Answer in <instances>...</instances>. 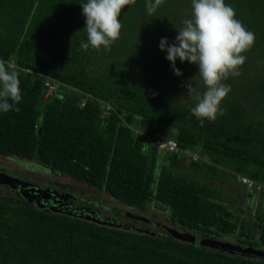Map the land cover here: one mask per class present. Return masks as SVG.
Listing matches in <instances>:
<instances>
[{"label":"trees","instance_id":"obj_1","mask_svg":"<svg viewBox=\"0 0 264 264\" xmlns=\"http://www.w3.org/2000/svg\"><path fill=\"white\" fill-rule=\"evenodd\" d=\"M83 2L0 0V60L17 70L22 97L0 112V153L33 159L127 207L160 201L178 227L218 234L238 226L243 243L264 242V188L255 191L258 218L243 214L235 222L218 184L244 174L264 185V0H225L255 43L240 75L225 81L231 86L221 104L225 115L203 126L191 113L195 101L186 87L205 90L198 66L177 59L183 73L177 76L159 49L162 37L174 43L191 18V0H165L154 15L146 0L126 6L110 51L80 47L87 40ZM46 76L55 87L43 94ZM165 138L175 147L157 151V140ZM186 153L196 155L201 176L169 168L175 154ZM130 223L1 193L0 264H264L261 255Z\"/></svg>","mask_w":264,"mask_h":264},{"label":"clouds","instance_id":"obj_2","mask_svg":"<svg viewBox=\"0 0 264 264\" xmlns=\"http://www.w3.org/2000/svg\"><path fill=\"white\" fill-rule=\"evenodd\" d=\"M135 3L136 0H85L80 3L87 36L80 47L85 51L89 48L110 51L120 39L122 10ZM164 3L165 0H146L147 14L154 15ZM177 31L175 42L169 44L167 37H162L159 49L167 53L166 59L177 76L183 75L176 66L177 59L198 66L197 75L205 90L194 93L192 83L186 84L195 101L191 113L201 126L206 120L215 122L225 115L221 104L231 91L225 81L240 75L239 69L247 59L244 53L254 46L255 34L236 18L235 9L225 0H191V18L185 19ZM19 85L17 70L0 60V112L13 110L21 101Z\"/></svg>","mask_w":264,"mask_h":264},{"label":"rangeland","instance_id":"obj_3","mask_svg":"<svg viewBox=\"0 0 264 264\" xmlns=\"http://www.w3.org/2000/svg\"><path fill=\"white\" fill-rule=\"evenodd\" d=\"M160 149L157 147V151H160ZM165 151L168 149L164 148ZM165 152H162L161 160L166 161L165 157ZM196 155H193V153L188 154L186 153L185 155H180V154H175L172 163V166L169 164V168L171 170H176V171H188L189 173H192L195 176H201V171H200V164L197 162V158L195 157ZM194 157V158H193ZM29 166L33 167L30 168L31 171H39L40 173H45L49 175L50 177H56L63 181L66 184L72 185L75 188H78L82 190L85 195H88L90 197H95L96 200H99L102 203H105L107 206H111L113 210H116L122 214H125V209L128 210H134L136 212L141 213L145 217H147V221L144 220L143 218L139 217L137 219L135 218H130L129 221H131L135 226L140 227V228H148L149 230H154L156 232H165L167 231L164 229V225H171L175 226L179 230H187L193 233V231L189 228H181L175 225L174 222H172L169 217H168V209L167 207L160 201H155V200H148L145 204V207L142 209L135 208V207H126L122 205L121 203L113 200L111 197H109L104 191H102L99 188H96L94 186L88 185L82 181L76 180L73 177L55 170L53 172L51 168L41 165L37 162H35L33 159L26 158L23 156L15 155V154H10V155H5L0 153V168L2 169L1 171L5 173H16L19 176H24L18 168L13 167V166ZM54 170V169H53ZM54 173V174H52ZM33 174V172H32ZM52 174V176H51ZM27 176V175H26ZM45 178V177H43ZM212 180H216L215 177H213ZM222 192L227 195L229 200H234L237 202V204L242 203L237 210V212H244L245 210H253V208L256 207V190L251 189V194L250 191L248 192L247 187H245L244 184L240 183L237 178L232 179L230 177H227V182H218ZM0 193L6 194V193H13L11 189H8L5 185H0ZM101 212H105L106 210L102 209L100 207ZM238 215V214H237ZM123 216V215H122ZM127 221V220H126ZM218 236H215L217 238ZM231 239L230 241H234V238H227Z\"/></svg>","mask_w":264,"mask_h":264},{"label":"flooded vegetation","instance_id":"obj_4","mask_svg":"<svg viewBox=\"0 0 264 264\" xmlns=\"http://www.w3.org/2000/svg\"><path fill=\"white\" fill-rule=\"evenodd\" d=\"M13 166V165H12ZM19 169V171L24 174V176H19L16 173H8L12 176H15L14 178L17 180H11V182H0V185H5L8 189H11L13 191L14 194H19L21 197H23L25 200L39 205V206H44V207H48L54 210H62V211H66V212H70V213H77L79 215H83L85 217H87L84 213V210L86 208H90L92 209V212L94 213L95 210L100 213V215H107V217H109L112 221H114L115 223H123V224H128L129 222H127L126 220L130 219V218H143L144 220L147 221V217H145L144 215H142L139 212H136L134 210H128L125 209V214H122L119 212V214L115 215L114 214V210L112 209L111 206H107L105 203L100 202L99 200H96L95 197H90L88 195H85V193L78 189L75 188L72 185L66 184L63 181H61L60 179L56 178V177H50L49 175L45 174V173H40L39 171H31L30 168L33 167H29V166H13ZM0 170H2L0 168ZM53 172H55V170L51 169ZM33 172V174H32ZM56 173V172H55ZM54 174V173H52ZM51 174V176H52ZM27 175V176H26ZM2 177V176H0ZM45 177V178H43ZM18 180H22L23 182L21 183L22 188L24 189V194L22 195L19 192V182ZM31 186H35L37 189H31L29 188ZM50 190L53 191L54 193H56L58 195V199H57V203L55 205H50L48 204V198L51 197L50 194ZM1 194V193H0ZM3 194V193H2ZM9 194V193H6ZM69 204L72 206V208L69 207ZM225 210L228 211L230 218H233L235 220V222H237L239 220V218L241 217V215L245 214L248 216H254L255 218H258V215L254 213V209L253 210H245L244 212H237V210L239 208H241L240 206L242 205V203L237 204L236 201L234 200H229L226 203H223ZM75 207V208H73ZM76 207H79L80 210L77 211ZM100 207L104 210H106L105 212H101L100 211ZM238 214V215H237ZM123 215V216H122ZM90 218V217H89ZM132 224V223H130ZM137 227V226H136ZM140 228V227H137ZM237 227H235L232 231H219L218 234L215 233H200L199 231H193V234L195 235V238H197V236L199 235H205V236H218V239H225L230 241L231 239H227V238H234V241L231 242H235L238 243L240 245H245L247 243H243L242 241L239 240V234L236 233L237 231ZM251 245V244H249ZM254 248H259V249H263L264 250V242L262 241H257V243L255 245H251ZM247 254H252L255 255L253 253H247Z\"/></svg>","mask_w":264,"mask_h":264},{"label":"water","instance_id":"obj_5","mask_svg":"<svg viewBox=\"0 0 264 264\" xmlns=\"http://www.w3.org/2000/svg\"><path fill=\"white\" fill-rule=\"evenodd\" d=\"M0 182H11V180H16L15 176H12L8 173H5L3 171L0 170ZM15 177V178H14ZM17 181V180H16ZM19 182V192L23 195L24 194V189L22 188L21 183L23 182L22 180H18ZM31 189L36 190L37 188L35 186H31ZM50 194L51 197L48 198V204L50 205H55L57 203V199H58V195L56 193H54L53 191L50 190ZM117 202L121 203L122 205L126 206L127 205L122 202L120 199L116 200ZM69 207L72 208V206L69 204ZM75 208V207H73ZM77 211L80 210L79 207H76ZM84 214L87 217H90L94 220H98V221H103V222H114L112 221L109 217H107V215H100V213H98L96 210L93 213L92 209L90 208H86L84 210ZM147 228H144L143 230H146ZM164 229L167 230L168 233H170V235H172L173 237H177L180 239H186V240H194L195 235L187 230H179L178 228H176L175 226H171V225H164ZM148 230V229H147ZM197 241L202 243V244H206L209 246H213V247H218L220 249H224V250H228V251H236L239 253H253L255 255H261L264 256V250L263 249H259V248H254L249 244H245V245H240L238 243L235 242H231L225 239H218L212 236H203V235H199L197 236Z\"/></svg>","mask_w":264,"mask_h":264},{"label":"built area","instance_id":"obj_6","mask_svg":"<svg viewBox=\"0 0 264 264\" xmlns=\"http://www.w3.org/2000/svg\"><path fill=\"white\" fill-rule=\"evenodd\" d=\"M55 87V82L52 78L49 76H46L43 80V94H46ZM157 146L159 148H166V149H172L175 147V141L172 138H165V139H158L157 140ZM236 178L239 180L240 183L244 184L247 189H262L264 188V185L262 183H259L257 181H254L253 179L247 177L244 174H237Z\"/></svg>","mask_w":264,"mask_h":264}]
</instances>
